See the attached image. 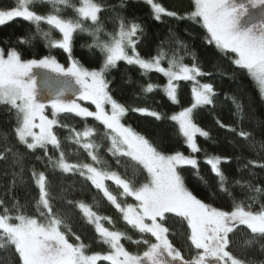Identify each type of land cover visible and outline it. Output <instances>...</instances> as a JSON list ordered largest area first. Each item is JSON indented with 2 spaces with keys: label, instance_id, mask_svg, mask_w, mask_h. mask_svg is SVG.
Returning a JSON list of instances; mask_svg holds the SVG:
<instances>
[{
  "label": "snow or ice",
  "instance_id": "snow-or-ice-1",
  "mask_svg": "<svg viewBox=\"0 0 264 264\" xmlns=\"http://www.w3.org/2000/svg\"><path fill=\"white\" fill-rule=\"evenodd\" d=\"M145 2L157 21L162 16L185 18L178 17L175 11L167 10L156 0ZM36 3L50 4L54 14L44 15L30 10L29 6ZM60 6L74 7L70 0H19L18 7L0 11V25L14 18L31 22L36 26V32L47 39L52 48L62 49L69 53L70 58V66L65 68L50 56L25 60L15 49L8 50L5 55V50L0 48V106H8L9 111L14 110L17 143L33 153L37 149L43 150L44 156H36V160L42 161L46 157L49 167L66 174L78 173L80 177L90 181L122 214L127 225L140 234H150L155 242L148 238L137 240L135 243L146 245V250L142 254L130 253L121 240H131V237L124 231L109 230L102 225L101 220H108V217L98 215L85 202L74 203L68 200L69 206L78 207L87 223L95 226L97 242L107 245L109 249L104 255L99 252L89 254L90 245L83 243L68 223L70 214L61 213L51 202L50 183L45 172H37L32 168L31 179L39 193L35 202L39 217L25 214L18 202L9 208L3 206L5 202L0 200V207H3L0 212V250L7 251L14 246L21 264H97L101 260L109 264H264V261L241 260L230 250L233 237L241 231V226L253 234L248 241L250 245L264 240V204L260 205L258 211H253L251 206L236 203L233 198V209L225 211L197 198L186 186L183 175L185 168H190L207 186L206 179L200 174L196 154L202 151L197 138L208 139L209 131L195 122V111L214 105L216 95L211 83H201L198 79L207 74L197 63V57L192 55L193 63L188 65L183 63V56L174 54L168 59L167 67H163V51L150 58L142 57L137 51L138 41L143 33L140 24L117 15L119 30L107 33L98 16L104 10V5L98 0H80V6L74 7L76 18H63ZM257 7L264 8V0H193V8L186 13V18L202 24L207 31L209 44L215 43L226 56L235 54L232 63L238 69L246 70L258 86L261 98H264V17L257 23L245 20L249 16V9ZM86 21H91V24ZM41 22L58 30L62 39H52L50 32H41ZM77 30L92 36L93 44L88 46L89 49L96 47L102 53V67L99 71H90L71 59L73 34ZM102 32L109 37L107 40L101 38ZM20 42L27 43L23 38ZM176 43L180 45L181 41L177 40ZM186 55L190 53L186 52ZM120 61L129 66H138L144 76L151 72L163 74L167 82L162 86V91L173 104L178 103V82H192L191 106L168 117L178 125V135L189 150L187 154L180 150L165 153L144 135L121 122L129 110L153 117L157 121L164 117L162 113L148 107L129 109L113 98L109 89L110 82L105 75L108 70L117 67ZM36 67L50 69L74 80L79 85L78 92L74 93L76 99L66 102L60 98L68 91L67 84L47 101L38 99L40 92L36 80L34 76L29 77L31 70ZM158 87L161 86L152 82L141 85L145 95ZM232 99L237 114H240L242 106L236 103L234 97ZM77 100L90 102L95 106V111L82 107ZM48 106L52 109L51 119L45 114ZM58 113H75L78 117H93L100 122L106 130L103 137L110 141L108 152L118 165L124 167V174L110 170L108 161L99 154L100 145L89 139L93 135L92 128H86L82 133L76 132L74 138V142L83 148L92 163H69L54 132V126L58 124ZM217 123L222 128L228 127L219 120ZM35 129L39 131H34ZM229 131L245 141L252 140V134L243 129L237 131L235 127H230ZM81 137L84 138L83 141ZM49 145L59 151L58 158L49 155ZM9 157L11 166L19 168L18 172L12 173L11 187L24 185L23 154L14 145L5 144L0 149V161H8ZM222 160L226 162L227 158L205 152L204 162L218 178L219 190L231 196L226 174L221 168ZM248 163L264 169V163L251 160ZM143 173L146 176H143L141 182ZM105 181H112L122 189L120 196L134 198L135 204L120 201L109 190ZM234 183L240 184V181ZM246 186L250 192H262L261 187L255 186L251 181L246 182ZM250 199L256 202L257 196L253 195ZM13 211L15 214H11ZM176 217L180 218L181 223L187 224V240L195 250L190 259H186L169 238L170 228L166 225L169 219ZM69 234L75 236L76 242H70ZM261 250L264 251V244H261Z\"/></svg>",
  "mask_w": 264,
  "mask_h": 264
},
{
  "label": "trees",
  "instance_id": "trees-1",
  "mask_svg": "<svg viewBox=\"0 0 264 264\" xmlns=\"http://www.w3.org/2000/svg\"><path fill=\"white\" fill-rule=\"evenodd\" d=\"M98 2L104 5V10L98 16L107 33H115L119 30L117 15L141 25L143 33L138 41L137 51L142 57L150 58L163 51L165 53V59L161 61L163 67H167L168 59L174 54L183 56V63L188 65L193 63L192 55L197 57V63L207 74L198 79L202 83H211L216 95L214 105L204 106L195 111V122L209 131L208 139L197 138L198 146L202 151L196 154L200 174L206 179L207 186L193 174L190 168H185L183 175L186 186L197 198L221 210L231 211L234 198L236 203H243L246 207L251 206V210L258 211L260 205L264 204V169L253 167L248 162L251 160L264 163V147H261L264 144V98H261L259 89L246 70L238 69L232 63L235 54L226 56L213 43L209 44L207 31L202 24L186 18V13L193 8L192 0H156L167 10L175 11L178 17H185L179 19L162 16L159 21L154 18L150 6L143 0H98ZM70 3L74 7H79L80 0H70ZM18 6L19 0H0V11L11 10ZM60 7L63 9L60 13L63 18H76L74 7ZM29 8L38 14H54V9L48 3H36L30 5ZM86 23L90 25L91 21H86ZM40 28L41 32H50L52 39L62 38L58 30L44 22H41ZM21 38L27 43H21ZM101 38L107 40L109 37L102 32ZM177 40L181 41L180 45H177ZM92 44V36L81 33L79 30L74 32L71 59L78 61L90 71H99L102 67V53L96 47L89 49L88 46ZM0 48L4 49L5 53L10 49H15L25 60L50 56L59 64L65 66L70 64L69 53L59 48H52L48 40L36 32V26L23 19H13L0 25ZM186 52L190 55H186ZM105 78L110 82V94L118 102L125 104L129 109L148 107L150 110L162 113L164 117L157 121L153 117L129 110L121 120L125 126L144 135L165 153H172L175 150L188 153L187 146L178 135V125L168 117L191 106L193 86L191 81L178 82V103L173 104L162 91V86L167 82L163 74L151 72L144 76L141 75L138 66H129L120 61L117 67L108 70ZM148 82L161 87L145 95L141 85H146ZM233 97L236 103L242 106L240 114H237ZM57 120L58 124L54 126V132L61 142V150L64 151L69 163H92L83 148L74 142L76 132L82 133L86 128H92L93 135L89 139L100 145L99 154L108 161L110 170L124 174V167L118 165L115 158L108 152L110 141L103 137L106 130L100 122L95 121L93 117L82 118L73 113H58ZM217 120L228 127H220ZM15 127L14 110L9 111L8 106H0V149L5 144H10L23 154L26 182L24 185L18 184L14 188L11 187L12 173L13 171L18 172L19 168L11 166V157L8 161H0V200L5 202L3 206L11 208L13 203L18 202L25 214L39 217L35 203L39 193L31 179V169L35 168L37 172H45L50 183L51 202L61 213L70 214L68 223L71 224L72 230L81 237V241L90 245L89 254L99 252L104 255L109 249L107 245L97 242L98 234L95 232V226L87 223L78 207L69 206L68 200L74 203L85 202L98 215L108 217V220H101L104 227L109 230L124 231L131 237V240H121L125 249L130 253L142 254L146 250V245L135 243L137 240L148 238L155 242L150 234H140L127 225L122 214L107 201L102 192L91 185L90 181H86L78 173L66 174L59 169L49 167L46 157L42 161L36 160V156H44L43 150L37 149L33 153L23 145H19L15 138ZM230 127H235L237 131L243 129L250 132L252 140L245 141L236 136L235 133L229 131ZM81 139L83 141L84 138L81 137ZM205 152L227 158L226 162L222 160L221 168L226 174L227 187L232 193L231 196L219 190L218 178L211 173L210 166L204 162ZM49 155L58 158L59 151L49 145ZM128 175L131 176L130 169ZM143 176H146V173L140 177L141 182ZM237 180L240 184L234 183ZM248 181L261 187L262 192L259 194L250 192L246 186ZM105 183L120 201L135 204L134 198L120 196L122 189H119L112 181H105ZM253 195L257 196L256 202L250 199ZM2 210L3 207H0V212ZM11 214H15L14 211ZM109 220L112 222L109 223ZM166 226L170 228L169 238L173 246L190 259L195 254V250L187 240L186 222L181 223L180 218L176 217L169 219ZM252 235L250 230L241 226V231L233 237L234 242L230 250L237 258L244 261H264V251L261 250L264 240H258L254 245H250L248 241L251 240ZM69 240L76 242L75 236L70 234ZM0 264H21L18 254L14 252V246L13 249L7 251L0 250ZM97 264H109V262L101 260Z\"/></svg>",
  "mask_w": 264,
  "mask_h": 264
},
{
  "label": "rangeland",
  "instance_id": "rangeland-1",
  "mask_svg": "<svg viewBox=\"0 0 264 264\" xmlns=\"http://www.w3.org/2000/svg\"><path fill=\"white\" fill-rule=\"evenodd\" d=\"M143 1H145V0H143ZM79 6H80V4H79ZM260 9H263V8H260V7L250 8L249 9V16H246L245 20L250 19V16L257 13ZM262 17L263 16H261V18ZM261 18H260V20H261ZM14 19H22V18H14ZM260 20L256 21V23L259 22ZM213 44L215 45V43H213ZM5 55H6V53H5ZM60 65H62V64H60ZM62 66L67 68L68 66H70V64L66 65V66L65 65H62ZM32 76H34V78L36 80L37 89L40 92V97H38V99L40 98L41 100L47 101L48 99L55 96L56 92L60 88L64 87L65 84H67L68 91L64 95H62L60 98L66 102L71 101L72 99H76L74 93L78 92L79 85H76L74 80H72L71 78L63 77V76L57 74L56 72L51 71L50 69L39 68V67L33 68L31 70V72L29 73V77H32ZM46 82H47V85H46ZM257 88H258V86H257ZM77 102L82 107H87L89 109V111H95V106L92 105L90 102L83 101V100H77ZM45 114L48 116L49 119L52 118V109L50 106L45 108ZM73 114H75V113H73ZM34 131L38 132L39 129H35ZM184 256H185V254H184ZM185 258L189 259L187 257H185Z\"/></svg>",
  "mask_w": 264,
  "mask_h": 264
},
{
  "label": "flooded vegetation",
  "instance_id": "flooded-vegetation-1",
  "mask_svg": "<svg viewBox=\"0 0 264 264\" xmlns=\"http://www.w3.org/2000/svg\"><path fill=\"white\" fill-rule=\"evenodd\" d=\"M263 12H264V8L263 9H260L257 13L253 14L252 16H250V21L252 23H256V21L260 20L261 16L264 17V13Z\"/></svg>",
  "mask_w": 264,
  "mask_h": 264
}]
</instances>
